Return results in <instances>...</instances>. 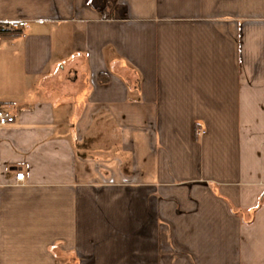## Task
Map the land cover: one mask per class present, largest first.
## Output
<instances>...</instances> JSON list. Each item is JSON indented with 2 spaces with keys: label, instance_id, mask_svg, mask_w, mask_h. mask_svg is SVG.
Listing matches in <instances>:
<instances>
[{
  "label": "crops",
  "instance_id": "obj_1",
  "mask_svg": "<svg viewBox=\"0 0 264 264\" xmlns=\"http://www.w3.org/2000/svg\"><path fill=\"white\" fill-rule=\"evenodd\" d=\"M0 21V264H264V0Z\"/></svg>",
  "mask_w": 264,
  "mask_h": 264
},
{
  "label": "built area",
  "instance_id": "obj_2",
  "mask_svg": "<svg viewBox=\"0 0 264 264\" xmlns=\"http://www.w3.org/2000/svg\"><path fill=\"white\" fill-rule=\"evenodd\" d=\"M20 31V23L18 21H0V36L6 34L17 33ZM15 122V117L4 109L0 108V126H7ZM25 174L19 172L16 174L17 181H23Z\"/></svg>",
  "mask_w": 264,
  "mask_h": 264
}]
</instances>
